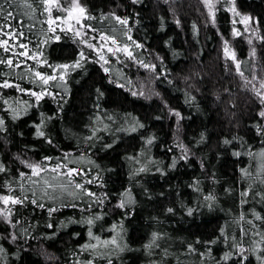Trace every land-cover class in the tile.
Instances as JSON below:
<instances>
[{
	"label": "trees",
	"instance_id": "1",
	"mask_svg": "<svg viewBox=\"0 0 264 264\" xmlns=\"http://www.w3.org/2000/svg\"><path fill=\"white\" fill-rule=\"evenodd\" d=\"M15 2L17 8L14 16L18 21L11 20L8 23L13 25V31H23L24 36L18 40L9 38L10 52H6L4 46L0 45V60L10 55L14 63H17L18 53L27 49L29 57L19 59L27 60L28 65H36L37 62L31 59V55L37 46L44 51L49 63L77 58L75 53L80 45L68 27L70 24L79 26L75 19L54 20L51 27L57 28L56 34L61 35V40L55 41L51 39L54 34L50 31L48 16L39 7L40 0H29V3L37 5L38 10L35 11L30 10L23 0ZM80 2L96 17L93 20L84 17V23H91L95 29L116 35L121 43L129 42L123 32L130 26L133 39L146 45L142 50L133 47V51L142 53L140 58L156 63L158 71L168 70V76L155 77L151 74L150 85H147L145 90L142 89L147 95L154 88L160 96H152L151 99L133 96L129 88L141 90V82L146 79L148 71L143 70L135 61L130 63L131 58L120 53L117 59L108 53L105 47L103 50L111 61V72L104 73L100 63L89 61L85 69H77L71 73L67 89L69 94L65 95L60 87L53 88L58 94L56 97H45L38 102L39 106L33 103L25 114L16 119H12L11 111L0 101V115L7 113L5 120L8 129L7 132L0 129V159L4 160L9 168L8 173H0V194L8 191L4 187L5 180L15 178L13 183L18 184V173L30 172L26 165L20 163L17 158L19 154L31 161H40L44 156L61 159L67 157L65 162L70 161L69 167L91 170L89 179L98 173L103 178V183L86 186L91 187L97 194L107 192L109 197L103 206L92 203L89 207L71 196V189L64 195H60L57 190L55 200H44L47 205L45 208L32 204L24 207L16 205L14 215L21 218V223L29 229V234L25 237L18 231L15 244L11 240H0L8 249L5 253L8 264H81L85 260H93L94 264H107L109 258L113 264H214L215 260L220 259L223 252L228 250L225 244L218 242L212 245L211 257L191 252L187 244L193 243L201 252L205 251L201 243L196 242V237L199 236L203 242L219 235L220 227L226 222V231L238 238L242 236L245 243L250 241L251 232L264 231V220L255 217L252 212V209H255L264 217V198L257 194L264 191V184L260 181V177L264 176V161L257 155L264 149V135L258 133L255 127L256 123L264 124V118L258 116L264 105L259 103L252 87L259 79H251L252 75L264 79V41L258 39L259 35H264V0H236L241 13L251 14L260 21L258 30L252 29L250 22L249 31H246L239 16L234 22L233 13L227 11L226 7H220L225 4L230 6V0H220L215 23L211 22L208 9L200 0ZM60 3L67 7L69 0H60ZM52 8L53 17L67 15L55 5H52ZM113 11L119 16L130 17L129 24L122 25L111 15L100 18L102 14ZM161 17L164 18L163 28L160 27ZM137 19L139 24L135 23ZM176 19L180 20L179 25L176 24ZM4 23L5 21L0 19V25ZM233 27L240 30L239 36L233 34ZM84 31L98 37V32H91L90 29ZM251 31L253 38L251 42H247ZM45 37L49 38L47 44L43 43ZM224 39L229 40L230 49H235L237 58L241 60V71L244 76L249 77L247 83L235 70L230 57H225ZM92 42L98 46L102 45L99 38ZM12 45L17 47L13 48ZM252 48L256 50L255 55L251 54ZM155 53L164 57L162 65ZM38 67L42 71H49L47 65ZM27 72L28 67L24 64L17 68L0 63V80L9 79L21 83L24 87L38 88V85H33L25 75ZM21 76H24L23 80L19 79ZM108 77L119 80L125 87L120 88L111 83ZM96 87L104 92L99 101L96 99ZM185 90L195 95L196 101L185 103ZM0 95L5 99L12 98L10 102L19 109L25 108L24 101L35 99L28 93L6 89L2 85ZM164 100L168 101V105L163 103ZM97 104L100 107H96ZM168 106L176 107L183 113L185 119L181 121L180 138L194 153L189 160L179 161L175 169L167 167L172 156L180 152L173 143L176 124L175 117L167 111ZM41 112L53 117L46 121L45 128L54 140L52 144L35 135L33 121H40ZM97 115L102 119L98 120ZM132 117H138L145 124V128L136 133L123 131L127 124L132 122ZM104 125H108L107 129ZM93 127L98 128L96 136L99 139L93 137L89 143L87 138L92 136ZM201 132H206L208 139L196 145L195 141L199 139ZM152 133L158 136V140L151 146V155L160 162V167L166 168V173L153 170L141 173L132 180V191L137 203L132 206L135 208L134 214L125 215V210L117 205V197L129 184L130 170L139 166L126 156L136 155L138 160L143 162L146 158L141 157L139 152L143 143L142 136ZM234 135L244 138L251 148L241 145L240 140H234L231 145L223 144L224 137L231 138ZM109 143L113 144L111 149L104 147ZM233 149L241 155L234 156ZM248 151L253 155L249 156ZM81 156L85 159L78 160ZM201 159L205 162L204 168L200 167ZM241 167L249 169L252 179L241 178ZM212 175L216 176L217 183L212 181ZM72 176L76 180L81 179V176ZM41 177L58 183H70L62 175L42 173ZM31 179L35 180L37 177L33 176ZM196 179L200 180L202 192L191 187ZM136 180H139V183H136ZM23 183L27 192L32 184L27 177L23 178ZM250 183H254L253 191L244 197L247 203L242 204L240 193ZM228 187L232 188L231 193L225 192ZM144 188L150 190L153 195L145 196ZM14 191L18 193L19 188H14ZM208 192L217 195L219 199V204L211 210L202 203V196ZM161 193L163 195H160ZM37 195L39 197L40 194ZM62 201L69 206H62ZM72 204L81 206L72 207ZM197 204L200 205L199 208ZM169 206L177 209L175 214L164 211ZM182 206H192L197 210L189 216ZM48 207L56 209L51 216L48 215ZM241 212L245 213L243 221L237 219ZM96 213L103 215L92 226L94 235H99L102 240L116 236L118 243L126 242L128 245L123 252H118L115 246L101 244V252L112 254L93 257L94 250L80 248L82 244L96 243L88 236V225L71 223L66 227L60 226L62 220H79L81 216ZM121 219L124 221V231H119ZM49 223L52 224L51 228ZM113 224L117 225L116 229L111 227ZM241 224L244 226V232L249 235L241 231ZM6 230L12 231V228L0 217V233ZM54 231L56 234L52 235ZM77 232L80 233L79 236L74 235ZM153 232L167 235L158 238L159 247L153 246L149 249L146 245ZM17 249H21L19 258L10 255ZM165 249L168 255L164 254ZM0 264H3V257H0ZM246 264L258 262L254 255H250Z\"/></svg>",
	"mask_w": 264,
	"mask_h": 264
},
{
	"label": "snow or ice",
	"instance_id": "2",
	"mask_svg": "<svg viewBox=\"0 0 264 264\" xmlns=\"http://www.w3.org/2000/svg\"><path fill=\"white\" fill-rule=\"evenodd\" d=\"M24 4L32 11L38 10L37 5L35 3H29V0H23ZM135 2L139 3L140 0H135ZM204 5L208 9V13L211 15V22H216V11L219 10L217 5H220V0H203ZM52 5H55L57 8L62 9L67 15L66 16H52ZM40 8L43 9L44 13L48 16V25L50 28V31L54 34L51 39L55 41L61 40V35L56 34L57 28L51 27L54 20H71L75 19L77 21L78 27H74L71 24L68 26L71 29V33L73 37L77 39V43L80 45V47L77 49L75 56L77 58L67 60L64 62H52L49 63L48 58L45 56L44 51L39 48V46L36 47L34 54L31 55V59L36 61V65H28V61L24 59H19V57H29L30 53L27 49L24 51L18 53V62L14 63L13 58L9 55L5 59L0 60V63L6 64L8 66L12 67H19L20 64H24L26 67H28V72L25 73V75L31 80V83L33 85H38L37 87H24L21 83H17L15 81L9 80V79H3L0 80V85H2L3 88H11L18 90L22 93H28L31 97H34V101H24L25 108L19 109L18 107L13 106V102H10L12 98L5 99L2 95H0V101H2L3 105L6 106L12 113V119H16L18 116L23 115L26 113V110L28 107H31L33 103L36 104V106H39V101L43 100L45 97H56L58 94L57 92L53 91V88L60 87L65 95L69 94L68 89V81L69 77L72 72H76L77 69H85V65L89 61H95L97 63H100L103 67L104 73L111 72L110 64L111 61L107 58V55L104 52V48H107V52L111 53L113 56H116L117 59H119V53L123 52L127 55V57L131 58L130 63L132 61H135L137 65L142 66L144 69H147L150 71L152 75L155 77H167L168 76V70L165 71H158L157 70V64L153 63L151 61H146L142 58H140V55L142 53H137L133 51V47L135 49L142 50L146 47L144 43H142L140 40H134L131 35V27L129 26L124 32L123 35L127 37V41L131 42H123L117 40L116 35H109L107 32L103 30H98L93 28L91 23H84V17H87L89 20L96 19L95 16L91 12L88 11V9L85 7L84 4L80 2V0H69V4L67 7H65L64 4L60 3V0H40ZM220 7H226L227 11L233 13V20L235 22L236 17L239 16L240 20L242 21L246 31L251 30L250 29V22L252 29L258 30V26L260 24V21L258 18H254L251 16V14H244L239 11L237 8L236 0H230V6L228 4L220 5ZM17 8V4L15 0H0V19H3L5 23L3 25H0V45L4 46V50L6 52H10L11 49L9 48L10 40L9 38L13 39H19L20 37L24 36V32L20 31L19 29H16L13 31V25L11 23H8V21L11 20H17L18 18L14 16V11ZM31 14V12H29ZM104 15H111L115 18V20L119 21L122 25H128L130 17L128 16H119L114 11L110 12L109 14H102L101 19L104 18ZM176 24H180V20L176 19ZM136 24H139L140 21L137 19L135 21ZM160 27H165L164 24V18L161 17V24ZM7 29V31H5ZM84 29H90L91 32H98V37L91 35V33L84 31ZM233 34L236 36H239L240 30L233 27ZM99 38L102 41V45L98 46L96 43L92 42L95 39ZM48 37H45V40L43 41L44 44H47ZM249 42H251L252 37H248ZM258 39L261 41H264V35H259ZM107 42V43H104ZM224 48L223 52L225 57H230L231 61L234 62V67L237 72L240 73L242 77H244L245 82L247 83L249 81V77L244 76V73L241 71V60L237 58V54L235 52V49H230L229 47V40L224 39L223 41ZM86 46V48L84 47ZM13 48L17 47V45H12ZM19 47H24L23 45H19ZM255 48H252L251 54L255 55ZM152 53H150L151 55ZM156 56L159 57V61L161 62V65L163 64L164 57L160 56L159 53H155ZM98 57V59H97ZM39 58V59H38ZM39 65H47L49 71H42L38 67ZM19 79L23 80L24 76L19 77ZM111 83L117 84L120 88H124L125 84L120 83L119 80L113 79L112 77H108ZM252 80H258L259 79V87H256L255 85H252L254 93L259 98V103L261 105H264V79L259 78L255 75H252ZM130 83V81H129ZM143 85L141 86V90H133L132 88H129V92L133 96H141L145 99H151L152 96H160L161 94L156 91L154 88L151 92H149L147 95H145V92L142 90ZM95 92L97 93L96 99L99 101L101 97H103L104 92L101 88L96 87ZM186 100L185 103L196 101L197 97L195 95H192L191 93H188L187 90H185ZM63 99V97H61ZM163 103L165 105H168V101L164 100ZM96 107H100L99 104L96 105ZM168 113H170L172 116L175 117V124H176V135L173 140V143L176 145L177 148L180 149V152L178 155H174L171 158V163L167 165V167H170L172 169H175L177 167V164L179 161H187L189 158L194 154L192 152L191 147L184 143V141L180 138V129H181V121L185 119L183 113L176 107L168 106L167 108ZM7 113L0 115V129L7 132V125L5 116ZM126 116H129L131 114H125ZM258 116L260 118H264V108H261L258 112ZM40 121L37 123L36 121H33V125L36 129L35 135L38 137L44 138L45 141H47L49 144L54 143L53 138L46 132V121H50L53 117L51 115H48L46 113L41 112L40 113ZM98 120L102 119L99 115L96 117ZM104 127L107 129L108 125H104ZM256 131L260 133L261 135H264V124L262 123H256ZM145 124L139 120L138 117H132V122L127 124V127L123 129V131L136 133L140 129H144ZM98 131V128L93 127L92 129V136L88 137L87 140L89 143H91L93 137L96 139H99L98 136H96V132ZM20 135H23V133H20ZM208 139V136L206 132H201L199 134V139L195 141L196 145H200L204 143ZM158 140V136L155 133L148 134L142 136V145L139 149L140 156L146 158L143 162L138 160L136 155H132L130 157H127L132 162H135L139 164L138 167H134L129 172V177L131 178L129 181V184L127 187H124L123 191L118 194L117 197V205L119 208L125 210V215H133L135 212V208L132 207L137 203L136 197L133 194L132 187L133 183L132 180H134L139 174L149 172V171H157L162 174L166 173L165 167H160V162L156 159V157L151 155V146ZM234 140H240L241 145H246L248 149L251 148L250 144H247V142L244 140V138L240 137L239 135H234L231 138L224 137L223 138V144L225 145H231ZM104 147L111 149L113 147V144H105ZM171 150V149H169ZM234 156L239 157L241 153L239 151H236L233 149ZM249 156H252L253 153L251 151H248L247 153ZM63 155V153H62ZM258 157L264 161V149H261L259 153H257ZM17 158L20 160V163L22 165H26L27 169L30 170V172H20L18 173V176L20 178V182L18 184L13 183V179L5 180L4 181V187L8 190L7 193L0 194V217L6 221V223L11 226L12 231H5L4 233H0V240H11L13 244L16 243L18 239V231L20 233H23L25 237L29 234V229L24 227V225L21 223V218H18L16 215H14V207L16 205H20L21 207L26 206L27 204L32 205H38L40 208H45L47 205L44 203V200H55L57 198V190L59 191L60 195H64L68 192L69 189H71V196L76 198L77 200L81 201L84 205L91 206L92 203L99 204L103 206L104 202L109 198L107 192H101L97 194V192L93 191L91 187H87L86 185H91L92 183H103V178L99 176L98 173L92 175V178L89 179V173L91 170L85 171L83 167L77 168V167H69V162H65L67 157L61 158H54L52 156H44L42 160L40 161H31L28 159H24L22 156L17 154ZM85 157L81 156L78 158V160H83ZM53 161H55L53 163ZM151 165V166H150ZM99 167V165H97ZM200 167H205L204 160H200ZM66 169L67 171L64 172L63 170ZM9 168L7 163H5L4 160L0 159V173H8ZM240 173L242 174V179L248 178L252 179V173L249 171L248 168L241 167L239 169ZM42 173H52L55 175H62L66 179L70 181L69 184L64 183H58L56 181H53L51 179L42 178ZM72 174H75L77 176H81L80 180H76L73 178ZM35 176L37 179L32 180L31 178ZM27 177L29 181L31 182L32 186L25 192L24 190V183L23 178ZM211 179L214 183H217V178L215 175L211 176ZM260 181L262 184H264V176L260 177ZM136 183H139V180L135 181ZM255 183V182H254ZM254 183H250L247 185V187L241 191V203H247V201L244 199L250 192L253 191ZM196 191L202 192L203 189L200 188V180L196 179L194 183L191 185ZM14 188H19V192H15ZM52 190V191H49ZM144 195L147 197H151L153 194L150 190L147 188H144ZM226 193H231L232 188L228 187L225 189ZM39 193V197L37 195ZM262 198H264V191H261L257 193ZM160 195H163L161 193ZM39 200V203H38ZM202 203L204 207L208 209H213L215 206L219 204V199L217 195L213 194L212 192H208L207 194L202 196ZM62 206H69L66 203H63ZM72 207H80V204H72ZM199 204H197V208H199ZM183 210L187 212L189 216H191L197 209L193 208L192 206H182ZM19 211L18 209L16 210ZM56 209L54 207H48V215L51 216L53 212H55ZM165 212L175 214L177 209L174 207H166L164 209ZM252 212L255 214V217H259L261 220H264V217L260 215L259 212H256L255 209H252ZM101 213H96L94 215H86L81 216L79 220H76L75 218H70L65 221H60L61 227H66L67 224L71 223H84L88 225V236L92 237L96 243H87L80 245L81 249L84 250H94L92 252L93 257L95 256H101L105 257L106 255L110 256L112 253H105L101 252L99 250V245H112L115 246L116 250L118 252H123L126 247H128L127 243H118L117 237L112 236L110 239H104L99 235H94L92 226L96 223L97 220H100L102 218ZM157 220L159 217L156 218ZM239 221H243L245 219V213L241 212L239 214V217L237 218ZM26 223V221H25ZM120 223V229L119 231H124L123 224L124 221L121 219ZM251 223V221H250ZM50 228L52 227V224L49 223L48 225ZM113 229L117 228L116 224H113L111 226ZM227 228V222L224 226L220 227L219 229V235H216L214 237H211L207 240H204L203 242L200 241V237H196V242L201 243V247L205 248V251L201 252L198 248L194 246L193 243H188L187 248L191 252H198L201 256H209L211 257L212 254V245H216L218 242H221L225 244L228 247V250L223 252V255L220 257V259L215 260L214 264H227V262H231V264H246V262L249 260L250 255H254L256 261L258 264H264V231H256L251 232L250 236L251 239L249 242L245 243L243 240V237H237L234 234L229 233L226 231ZM241 231L244 232V226L240 225ZM55 231L52 233V235H55ZM245 235H249L248 232H244ZM74 235L79 236L80 233H74ZM166 233L162 232H153L152 238L149 241L148 247L151 249L153 246L159 247V244L157 243L158 238H161L163 236H166ZM258 237V239H257ZM8 252V249L4 247L3 243H0V257H3V264H8V260L5 257V253ZM77 253H74L76 255ZM164 254L168 255L167 249L164 250ZM11 256L19 258L21 255V249H17L15 252L10 253ZM81 264H94L93 260H85L81 262ZM107 264H113L112 259H107Z\"/></svg>",
	"mask_w": 264,
	"mask_h": 264
},
{
	"label": "rangeland",
	"instance_id": "3",
	"mask_svg": "<svg viewBox=\"0 0 264 264\" xmlns=\"http://www.w3.org/2000/svg\"><path fill=\"white\" fill-rule=\"evenodd\" d=\"M162 1H165V0H162ZM166 1H168V0H166ZM173 1H182V0H173ZM201 2H203V0H200ZM172 10L174 11V9L172 8ZM72 20V19H71ZM249 31V30H248ZM252 38H253V31H251V35H250ZM247 42H249V39H248V41ZM120 55H122V56H126L127 57V55L125 54V53H123V52H121L120 53ZM116 57V56H115ZM143 70H145V71H148L147 73H146V75H145V80H143L141 83L143 84V89L145 90L146 89V87H147V85L149 86L150 85V81H149V79L151 80V73H150V71L149 70H147V69H144L143 68ZM254 84L256 85V87H259L260 86V84H259V82H254ZM146 92V91H145ZM151 92V91H150ZM257 100V99H256Z\"/></svg>",
	"mask_w": 264,
	"mask_h": 264
}]
</instances>
